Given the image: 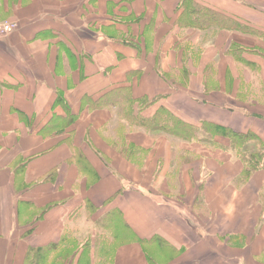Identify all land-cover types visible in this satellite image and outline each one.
Listing matches in <instances>:
<instances>
[{
	"label": "crops",
	"instance_id": "0c3cea01",
	"mask_svg": "<svg viewBox=\"0 0 264 264\" xmlns=\"http://www.w3.org/2000/svg\"><path fill=\"white\" fill-rule=\"evenodd\" d=\"M5 19L0 264H264V0H0Z\"/></svg>",
	"mask_w": 264,
	"mask_h": 264
},
{
	"label": "rangeland",
	"instance_id": "374dc122",
	"mask_svg": "<svg viewBox=\"0 0 264 264\" xmlns=\"http://www.w3.org/2000/svg\"><path fill=\"white\" fill-rule=\"evenodd\" d=\"M3 21H7V22H14L16 23L14 20H9V19H5V20H0V22H3ZM1 24V23H0ZM17 24V23H16ZM18 25V24H17ZM17 27V26H16ZM16 29V28H15ZM14 30V29H13ZM12 30V31H13ZM10 33V32H9ZM7 35V34H6ZM5 36V35H4ZM2 37V36H0ZM120 128V129H119ZM132 129H129L128 127L126 126H123V125H120L116 128H113V129H110L109 127L105 129L104 131V134L106 135L107 139H111L113 143H110L112 144L113 146L114 145H118V147H120V142H121V139H122V134H126V133H129ZM159 134V133H158ZM160 134H163V133H160ZM159 134V135H160ZM165 135V134H163ZM172 137V136H171ZM173 141H178L179 140H176L174 138H172ZM173 145H175V143H172ZM179 145V144H178ZM177 145V146H178ZM127 149L131 150L130 152L127 151ZM121 155L126 158V159H130L132 158V160L138 162V164H144L147 162L146 160V156L149 155L150 153V149L149 150H144L142 148H137L135 147L134 145L132 144H128L126 145V148H125V151H120Z\"/></svg>",
	"mask_w": 264,
	"mask_h": 264
},
{
	"label": "trees",
	"instance_id": "16d2710c",
	"mask_svg": "<svg viewBox=\"0 0 264 264\" xmlns=\"http://www.w3.org/2000/svg\"><path fill=\"white\" fill-rule=\"evenodd\" d=\"M186 7H188V5ZM194 11L195 10H193L192 12L195 15H198V16H194V19L200 18L201 19L200 23L207 24V23L218 21L217 16H215V14L212 12L209 13L208 11H203V12H198V11L194 12ZM162 112H164L163 114L165 116V118L162 119L163 127L166 128V130L172 131V128L170 127V125L171 124L174 125L173 120L168 117L169 114L167 113V110L164 109ZM162 112H159V113H162ZM176 122L179 125H181L182 127H185L184 123H182L180 121H176ZM229 133H231L230 136H231V138H233V143L235 146L239 145L241 143V141H243L245 139V137H247V135L244 136V134L239 135V133H234V132H229ZM248 138H250V136ZM263 157H264L263 152L259 151V153H254L252 155V158L249 162L252 163L254 165V167H256L255 165H258L259 163H261L262 160L264 161ZM33 255H34V253H33Z\"/></svg>",
	"mask_w": 264,
	"mask_h": 264
},
{
	"label": "built area",
	"instance_id": "2783aa9c",
	"mask_svg": "<svg viewBox=\"0 0 264 264\" xmlns=\"http://www.w3.org/2000/svg\"><path fill=\"white\" fill-rule=\"evenodd\" d=\"M0 36H4L16 28L17 24L14 22L3 21L0 22Z\"/></svg>",
	"mask_w": 264,
	"mask_h": 264
}]
</instances>
